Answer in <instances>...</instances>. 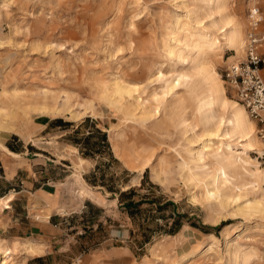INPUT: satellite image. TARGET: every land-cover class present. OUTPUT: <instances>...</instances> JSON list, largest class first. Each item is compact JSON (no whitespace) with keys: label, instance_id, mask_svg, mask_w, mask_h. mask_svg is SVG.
Wrapping results in <instances>:
<instances>
[{"label":"rangeland","instance_id":"rangeland-1","mask_svg":"<svg viewBox=\"0 0 264 264\" xmlns=\"http://www.w3.org/2000/svg\"><path fill=\"white\" fill-rule=\"evenodd\" d=\"M206 2L0 0V109L4 111L0 121L9 120L13 125L11 131L21 136L30 130L34 139L43 134L40 133L42 125L49 118L70 119L65 112L44 113L22 105L44 103L49 107H62L66 95L73 109H82L80 105L85 102L91 104L94 116L87 113L70 121L81 123L82 127L74 132L78 135L82 132L80 137L94 135L90 143H96V132H85L93 130L94 124L105 130L108 149L104 148V157L107 160L100 159L98 165L106 170L107 178L111 177V185L120 189L127 184L133 189L131 193L123 192L121 197L118 193L114 196L120 201L128 199L131 205L122 202L116 208L118 201H105L115 209L116 218L110 223L113 229H121L124 217H128L127 238L119 232L113 237L114 245L118 246L122 240H127L131 255L127 264H264V151L261 155L255 151L248 153V161L254 164H241L235 172L227 170L229 184L223 191L232 197L241 195L240 200L223 203V206L214 201L209 209L202 201L192 198V194L197 193L201 200L202 189L200 184L187 181L184 169L185 162L195 164L193 150H198L202 141L188 143L191 134L181 124L182 115L175 103L171 101L172 105L170 99L164 101L163 106H171V109L168 111L167 106L165 109L161 106V117L157 121L146 120L139 114L128 119L124 110L131 105V95L119 92L115 96H104L102 93V83L113 84L114 79H119L135 85L139 89L135 96L145 106L154 107V95L165 88L166 78L173 79L174 72L188 71L190 67L171 57L167 49L173 47L174 53L184 58L188 54L190 34L198 40L200 35L214 33L208 19L212 4L206 6ZM226 5L228 14L240 24L243 40L252 7L257 6L262 11L260 28L264 29V0H227ZM260 50L264 53V43ZM232 56V50H215L208 60L223 81L226 97L241 105L235 90L222 77L225 67L235 59ZM159 64L166 78L156 81L154 75ZM262 73L264 75V70ZM189 84L179 90L180 95L188 97ZM12 88L22 92L21 96H14L22 105L13 111L11 101L1 95L2 91L7 93ZM43 92H47L45 100ZM198 106L197 102L189 105L193 110L192 122L197 124L196 133L201 136L205 124L197 112ZM140 109L142 106L138 107ZM10 115L12 118L8 119ZM89 119L93 122L89 123ZM110 136L118 143L119 154L128 158L132 155L137 160L135 164L131 158L127 160L130 168L114 153ZM261 148L264 149L263 144ZM112 154L117 160H113ZM143 163H148V167L140 172L136 164ZM72 165L77 167L74 161ZM205 180L209 181L210 176ZM74 184L77 183L70 181L67 187ZM72 194L77 195L73 190ZM110 195L107 197L111 198ZM246 202L257 204L253 209H246L243 208ZM1 225L2 222L0 263L6 259L7 264H21L29 254L27 240L40 244L33 241L28 222L14 238ZM76 250L79 252V248ZM72 262L79 264V259Z\"/></svg>","mask_w":264,"mask_h":264},{"label":"crops","instance_id":"crops-1","mask_svg":"<svg viewBox=\"0 0 264 264\" xmlns=\"http://www.w3.org/2000/svg\"><path fill=\"white\" fill-rule=\"evenodd\" d=\"M11 118L10 115L8 119ZM70 120L49 118L42 125L40 133L43 134L32 139L30 130L23 132L22 137L11 131L13 125L9 120L1 119V228L14 238L28 222L33 241L42 246L38 245L39 253L26 254L21 264H71L74 259H79V264H127V258L131 261L127 240H122L118 246L114 245L113 237L119 232L127 238L130 231L126 222L128 217H124L121 229H113L110 223L116 218L115 209L113 204L105 201H118L116 208L122 202L127 204L128 199L120 201L114 196L127 192L131 187L126 184L118 189L111 185V177L107 178L106 170L98 165L100 159L107 160L104 148L108 149V146L98 136L96 143H90L94 135L80 137L82 132L79 135L74 133L82 126ZM88 121L93 122L91 119ZM96 129L105 133L99 124H94V129L85 134H93ZM110 140L114 153L129 167L126 162L130 158L119 154L116 141L111 136ZM112 158L117 160L113 154ZM73 161L79 170L73 167ZM146 167L138 171L143 172ZM70 181L77 184L69 188ZM72 190L77 195H73ZM78 248L79 252H76Z\"/></svg>","mask_w":264,"mask_h":264},{"label":"bare ground","instance_id":"bare-ground-1","mask_svg":"<svg viewBox=\"0 0 264 264\" xmlns=\"http://www.w3.org/2000/svg\"><path fill=\"white\" fill-rule=\"evenodd\" d=\"M226 2L227 0H215L214 3H212V0H207L206 6L212 4L208 19L210 18L209 28L213 29L214 33L209 34V32L200 35L198 40L195 38V35L190 34L188 54L184 58H181L179 52V54H175L173 47L167 49L168 54L171 57L180 59L181 62L190 67L188 71L182 70L178 73L174 72V78L167 79L162 72V64H159L154 79L160 81L166 78V85L159 95H154L156 103L154 107L145 106L144 102L138 96H135V93L139 91L135 85L128 84V82L126 83L119 79H114L113 84H111V82L100 83L103 88V95L105 93L104 96L108 94L115 96V94H118L119 92L131 95L133 98V100H131V105H129L126 110L122 109L125 114H128L126 115L128 119H132L135 115L139 114L146 120L157 121L161 117V106L164 107V109L165 106H167H163V102H166L167 100L169 101L170 99V102L172 101L175 103V106L177 107L176 110L180 111L182 115L181 124L185 127V130L191 134L188 143L193 144L196 141H202L200 148L198 150H193L192 162L195 163V166L191 165L190 162H185L184 169L187 181L200 184L202 189L201 200L197 193H191L192 198L200 203L202 201L209 209L213 206L214 201H217L222 205L229 201L232 203V201L236 202L240 200L241 195L232 197L228 194L229 192L226 194L223 191L227 184H229L227 170L232 169V171L235 172L241 164L248 166L254 164L253 162L250 163V161H248V153L250 151H255L261 155L264 151V149L261 148L262 143L260 144V140L258 141L257 139L258 137L256 136L254 128L255 124H253L254 122L250 120V117L242 104L240 105L235 101H230V99L226 97L223 81L220 79V76L214 72L213 66L208 60L209 54L213 53L215 50H232V58L234 57L235 59L242 56L243 53L245 40H243L241 27L237 20H234L235 18L228 14ZM177 24H181L179 18ZM196 24L198 25L200 23ZM173 41L174 44L178 46V42L176 40ZM186 84L190 85L188 97L180 95L179 93V90ZM198 88H201L202 90L197 91ZM2 92V97L9 99L13 104L11 111L20 108L22 104H20L14 96H21L20 94L22 92L18 91L16 88H12V90L7 93L4 91ZM46 93L47 92H43V96ZM45 98L46 97L44 96V100ZM69 100L70 97L66 95L62 107H57L56 105L49 107L44 103H31L22 106L35 108L39 111L43 110L44 113L65 112L66 115L72 119H78L87 113H89V116H94L95 111L91 109L90 103L85 102V104H81L80 106L82 109L77 110L72 108L73 106L69 104ZM137 102H140V104L137 105ZM195 102L199 104L197 112L201 114L205 124L201 136L196 133L197 124L192 122L191 114L193 110L189 107V105ZM140 106H142V109L138 110V107ZM167 108L169 111L171 106H167ZM136 111L139 112L135 113ZM3 112L4 111L0 109V116L3 115ZM116 151H118V143L116 145ZM129 157L135 164L137 160L132 155H129ZM147 165L148 163L136 164V169H142ZM156 174L159 175V173ZM251 175L254 176V173ZM208 176H210L209 181L205 180ZM255 204L257 203L246 202L243 208L253 209ZM238 209L242 208L238 207ZM26 250L31 255L40 252L38 245L32 243H28ZM0 251H2L1 248ZM2 253L5 254L6 257L7 252L4 251ZM0 264H7L6 259Z\"/></svg>","mask_w":264,"mask_h":264},{"label":"built area","instance_id":"built-area-1","mask_svg":"<svg viewBox=\"0 0 264 264\" xmlns=\"http://www.w3.org/2000/svg\"><path fill=\"white\" fill-rule=\"evenodd\" d=\"M263 16L255 6L249 9L248 29L242 56L231 61L224 69L222 77L231 86L237 98L255 124V133L264 145V30L260 28Z\"/></svg>","mask_w":264,"mask_h":264},{"label":"trees","instance_id":"trees-1","mask_svg":"<svg viewBox=\"0 0 264 264\" xmlns=\"http://www.w3.org/2000/svg\"><path fill=\"white\" fill-rule=\"evenodd\" d=\"M95 132H96V135H97L98 137H100V139L103 141V144L106 146V145H107V142H106V134L100 132V131L97 130V129H96ZM107 146H108V145H107ZM132 191H133V189H129V190L127 191V193H131ZM120 195H123V193H121ZM127 204H128V205H131L130 202H128Z\"/></svg>","mask_w":264,"mask_h":264}]
</instances>
